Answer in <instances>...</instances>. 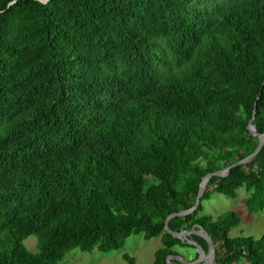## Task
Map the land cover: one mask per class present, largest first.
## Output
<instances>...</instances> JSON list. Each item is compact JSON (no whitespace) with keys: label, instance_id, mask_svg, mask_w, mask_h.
<instances>
[{"label":"trees","instance_id":"trees-1","mask_svg":"<svg viewBox=\"0 0 264 264\" xmlns=\"http://www.w3.org/2000/svg\"><path fill=\"white\" fill-rule=\"evenodd\" d=\"M254 112L264 134V0H0V264H61L132 235L160 238L151 264L196 259L166 218L254 152ZM241 188L264 211V147L170 229L201 226L217 264H264V235L231 236L235 212L200 215Z\"/></svg>","mask_w":264,"mask_h":264},{"label":"rangeland","instance_id":"rangeland-1","mask_svg":"<svg viewBox=\"0 0 264 264\" xmlns=\"http://www.w3.org/2000/svg\"><path fill=\"white\" fill-rule=\"evenodd\" d=\"M247 197L248 192L245 188L237 191L235 199L214 193L210 200L203 203V210L200 215L215 217L226 212H235L240 218V224L232 230L231 236L244 235L259 238L264 235V211L260 213L249 212L246 208ZM24 244L29 251L37 252L38 239L36 236H30ZM161 246L160 238L146 241L142 235H132L126 240L123 248L108 253H102L98 250L88 253L73 249L66 255L61 264H128L123 258L124 254L134 257L136 264H151L154 261L155 251ZM174 250L181 253L188 260L195 258V253L191 249ZM239 264L248 263L242 260Z\"/></svg>","mask_w":264,"mask_h":264},{"label":"water","instance_id":"water-1","mask_svg":"<svg viewBox=\"0 0 264 264\" xmlns=\"http://www.w3.org/2000/svg\"><path fill=\"white\" fill-rule=\"evenodd\" d=\"M48 1L49 0H42L43 3H47ZM255 117H256V112H254V114H253V116L250 119L249 124H248V130H249L250 134L259 139L258 145H257L256 149L254 150V152L252 154H250L249 156H247L246 158L236 162L235 164H233L229 167H226L224 169L209 173L205 177H203L202 181L200 182V185H199V191H198V195H197L195 204L189 209L174 212L173 214L169 215L166 218L165 231L167 233L171 234L173 237L180 239L184 243H187V244L194 246L195 252L197 253V258L194 260H188L181 254L169 255L167 257V264H173V261H178L180 264H203L206 261V259L209 260V264H217V249H216V246H215L211 236L207 233V231H205L201 226L195 225L190 230H183L180 232H174L170 229L169 223L171 220H174L175 218L186 217L188 215L195 213L198 210V208L201 204V200H202V198L206 192L207 185H208L211 178H213V177H221V178L226 177V176H228V174L230 173V170L232 168H235L238 166H245L249 162H251L252 160H254L256 158V156L260 153V151L264 147V134H260L257 131L256 125L254 122ZM193 235L199 236L207 242V244H208L207 252L201 247V245L198 242H196L194 239H192Z\"/></svg>","mask_w":264,"mask_h":264},{"label":"bare ground","instance_id":"bare-ground-1","mask_svg":"<svg viewBox=\"0 0 264 264\" xmlns=\"http://www.w3.org/2000/svg\"><path fill=\"white\" fill-rule=\"evenodd\" d=\"M203 264H209V260L206 259V261Z\"/></svg>","mask_w":264,"mask_h":264}]
</instances>
